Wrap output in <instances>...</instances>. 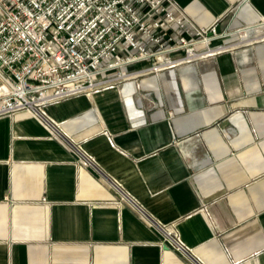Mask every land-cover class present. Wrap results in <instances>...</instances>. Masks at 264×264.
I'll return each mask as SVG.
<instances>
[{
  "label": "crops",
  "instance_id": "crops-1",
  "mask_svg": "<svg viewBox=\"0 0 264 264\" xmlns=\"http://www.w3.org/2000/svg\"><path fill=\"white\" fill-rule=\"evenodd\" d=\"M175 1L200 27L251 29L252 44L49 104L98 168L32 114L0 119V264H264V0Z\"/></svg>",
  "mask_w": 264,
  "mask_h": 264
},
{
  "label": "built area",
  "instance_id": "built-area-1",
  "mask_svg": "<svg viewBox=\"0 0 264 264\" xmlns=\"http://www.w3.org/2000/svg\"><path fill=\"white\" fill-rule=\"evenodd\" d=\"M218 23L200 27L175 0H0V119L32 114L84 164L98 168L45 108L252 44L251 29L220 32ZM233 35L237 40L226 41ZM113 185L119 205L129 204L164 244L192 257L174 225L155 220L122 185Z\"/></svg>",
  "mask_w": 264,
  "mask_h": 264
},
{
  "label": "bare ground",
  "instance_id": "bare-ground-1",
  "mask_svg": "<svg viewBox=\"0 0 264 264\" xmlns=\"http://www.w3.org/2000/svg\"><path fill=\"white\" fill-rule=\"evenodd\" d=\"M210 57H212V56L207 57V59H205V61H207ZM205 61H203V62H205Z\"/></svg>",
  "mask_w": 264,
  "mask_h": 264
},
{
  "label": "rangeland",
  "instance_id": "rangeland-1",
  "mask_svg": "<svg viewBox=\"0 0 264 264\" xmlns=\"http://www.w3.org/2000/svg\"><path fill=\"white\" fill-rule=\"evenodd\" d=\"M214 57H210L209 59H213Z\"/></svg>",
  "mask_w": 264,
  "mask_h": 264
}]
</instances>
